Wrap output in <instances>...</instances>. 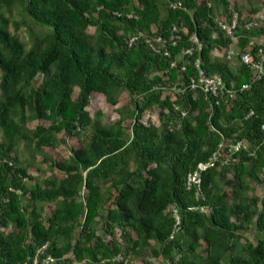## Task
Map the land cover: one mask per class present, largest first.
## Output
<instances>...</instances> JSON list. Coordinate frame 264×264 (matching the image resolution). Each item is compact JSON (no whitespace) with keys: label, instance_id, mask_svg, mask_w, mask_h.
<instances>
[{"label":"trees","instance_id":"trees-1","mask_svg":"<svg viewBox=\"0 0 264 264\" xmlns=\"http://www.w3.org/2000/svg\"><path fill=\"white\" fill-rule=\"evenodd\" d=\"M247 1L0 0V264L46 244L56 264H264V196L251 188H264V79L240 61L264 21ZM232 9L237 43L217 24ZM196 60L250 89L220 103L180 92ZM121 93L116 123L90 115L94 97L116 106ZM21 145L49 177L29 174ZM217 151L197 198L187 175Z\"/></svg>","mask_w":264,"mask_h":264},{"label":"built area","instance_id":"built-area-1","mask_svg":"<svg viewBox=\"0 0 264 264\" xmlns=\"http://www.w3.org/2000/svg\"><path fill=\"white\" fill-rule=\"evenodd\" d=\"M240 17L237 11L234 9L231 10L230 17L226 18L223 17L217 21L218 27L226 34V36L231 37L235 42L237 41V37H235L236 29L239 27ZM252 26V23L245 24V28L248 29ZM136 39H132L130 41V45ZM193 41L197 43V40L194 38ZM237 43V42H236ZM256 43L257 50L255 53L251 51L245 52L241 54L240 61L241 63L246 66L249 70L252 71L254 74V80L259 81L264 79V37L257 39L256 42H251L250 45ZM184 55H191L192 49L187 50L183 53ZM226 54L227 58H231L235 55L233 50H229L227 52L224 51H215V56L222 57ZM199 60H196L194 63V67L198 69V77L197 79H193L190 81L189 85L183 87V89L179 90L180 92L184 93L186 91H193L196 89H200L207 97H210L216 100L217 103L221 101L227 102L228 100H232L236 97L238 93H242L250 89L251 85L245 84L243 86H236L235 83H230L229 86L225 83V81L221 78V76L214 74V75H206L204 71L199 69ZM254 113L251 111L246 117L252 116ZM264 128V126L262 127ZM221 148V147H220ZM232 152H238L242 145L237 143L236 145L230 146ZM227 155L222 154V151H217L215 154L212 155L211 158L208 159L207 162H200L196 165V168L191 171L186 178V187L187 190H195L196 197L200 195V188H201V174L202 172L206 171L208 168L214 166V164L218 161V157L225 158ZM201 212H206L203 208L200 209ZM174 217L177 222L179 223V217L174 211ZM48 244L44 245L37 253L32 257L29 258L23 264H56V260L51 257H46L41 259V256L44 250L47 248Z\"/></svg>","mask_w":264,"mask_h":264},{"label":"rangeland","instance_id":"rangeland-1","mask_svg":"<svg viewBox=\"0 0 264 264\" xmlns=\"http://www.w3.org/2000/svg\"><path fill=\"white\" fill-rule=\"evenodd\" d=\"M238 1L245 3V6L247 7V9L250 7L251 3H254L253 1L250 3L247 0H238ZM255 3L258 4L260 9H261L260 13L256 16V18L260 19L261 21H264V0H261L260 2L256 1ZM93 32H94V30L92 28L88 29V33L92 34ZM77 93H78V90L75 89L74 94H73V98H75L77 96ZM126 107H128V95L126 93H121L117 97V105L116 106H112L111 104L107 103L103 96L94 97L91 101L90 106L88 107V111H89L91 116H94L96 113H100L102 116L101 117L102 123H104L106 125H113L120 118L118 111H120V110L125 111V109H127ZM151 115H153V114H149V116H148V114H146L144 118L149 119L153 125L158 126L159 123L157 121V117L155 115H153V116H151ZM36 125H37V122H32V123L28 124V127L30 129H32ZM122 126L124 128V131L130 135V120H127L126 122H124ZM73 145L70 144V146H73ZM59 149L64 155H66V147L64 145H60ZM20 152L22 154V160L25 163L29 174L32 177L43 180L44 178L49 177L51 175V173L49 172L47 167L41 164V162H42V156L41 155L35 154V153H33V155H32L31 153H27L26 149L23 145H21V147H20ZM44 152H45V154H48L49 152H51V150L46 149ZM29 185H32V183L29 182ZM251 188L256 189L257 192L261 193L262 196H264V188L263 187L257 186L255 183H252ZM50 207H52V206L50 205ZM7 232H9V231H7ZM246 236L251 241L255 240L254 235L252 233H248V234H246ZM151 263L152 264H166L162 259L153 260V261H151ZM133 264H141V263L139 260H133Z\"/></svg>","mask_w":264,"mask_h":264}]
</instances>
